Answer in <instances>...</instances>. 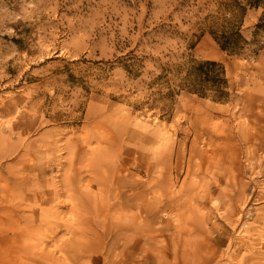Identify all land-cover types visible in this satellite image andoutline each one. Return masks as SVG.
<instances>
[{
    "label": "rangeland",
    "instance_id": "374dc122",
    "mask_svg": "<svg viewBox=\"0 0 264 264\" xmlns=\"http://www.w3.org/2000/svg\"><path fill=\"white\" fill-rule=\"evenodd\" d=\"M0 264H264V0H0Z\"/></svg>",
    "mask_w": 264,
    "mask_h": 264
},
{
    "label": "trees",
    "instance_id": "16d2710c",
    "mask_svg": "<svg viewBox=\"0 0 264 264\" xmlns=\"http://www.w3.org/2000/svg\"><path fill=\"white\" fill-rule=\"evenodd\" d=\"M255 4H258V2ZM215 39L219 42L222 49L229 50L233 53L239 51L241 48L240 43L244 40L239 30L232 31L229 34L223 33L219 37L215 36ZM194 69L197 76L203 80V82H212L216 87H220L227 83L225 67L221 62L216 60H204L195 66Z\"/></svg>",
    "mask_w": 264,
    "mask_h": 264
},
{
    "label": "crops",
    "instance_id": "0c3cea01",
    "mask_svg": "<svg viewBox=\"0 0 264 264\" xmlns=\"http://www.w3.org/2000/svg\"><path fill=\"white\" fill-rule=\"evenodd\" d=\"M86 225H87V223H86L85 221H82V222H81V225H80V226H78V227L85 228V227H86Z\"/></svg>",
    "mask_w": 264,
    "mask_h": 264
},
{
    "label": "bare ground",
    "instance_id": "6f19581e",
    "mask_svg": "<svg viewBox=\"0 0 264 264\" xmlns=\"http://www.w3.org/2000/svg\"><path fill=\"white\" fill-rule=\"evenodd\" d=\"M241 211H242V210H241ZM241 211H240V212H241ZM123 247H124V246H123Z\"/></svg>",
    "mask_w": 264,
    "mask_h": 264
}]
</instances>
